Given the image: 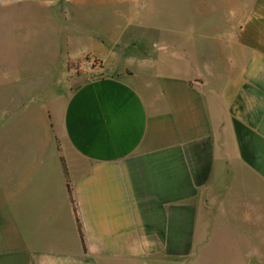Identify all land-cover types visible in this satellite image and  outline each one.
Returning <instances> with one entry per match:
<instances>
[{"label":"crops","instance_id":"crops-1","mask_svg":"<svg viewBox=\"0 0 264 264\" xmlns=\"http://www.w3.org/2000/svg\"><path fill=\"white\" fill-rule=\"evenodd\" d=\"M90 1L108 0H0L11 27L100 59L44 86L2 63L0 264H201L227 244L230 264H264V0L223 30L178 19L157 54Z\"/></svg>","mask_w":264,"mask_h":264},{"label":"rangeland","instance_id":"rangeland-1","mask_svg":"<svg viewBox=\"0 0 264 264\" xmlns=\"http://www.w3.org/2000/svg\"><path fill=\"white\" fill-rule=\"evenodd\" d=\"M251 2L252 0H181L179 3L177 0H108L90 1L86 4L114 8V11L107 12L106 15H110V18L114 19L115 26H107L104 32L108 35L113 33L110 36H113L117 42L126 44L129 49L132 47L142 53L155 52L157 54L167 46L162 44L164 40L171 41L174 48L176 47L177 34L175 31L168 32L170 29L168 27L177 23L178 19H180L183 28L191 30L197 27L202 31H208V26L213 29L215 23L218 30H223L232 23L240 22L244 11L242 4L247 7ZM177 4L180 5L179 12L176 11ZM195 6L198 8L192 12ZM236 9L238 10L236 11ZM50 16L56 20L64 21L68 19L69 13L67 9L59 8L55 15L51 11ZM78 18L83 19L84 17L79 16ZM10 25L11 22L2 18L0 13V70L2 63L9 62L11 65L23 62L26 85L32 86L38 83L44 86L46 83L54 81L60 85L62 78L69 79L70 75L88 72L100 64V59L94 54L85 53L81 50L82 46H80V51L71 52V44L67 42L62 41L57 44L40 40L41 37L48 35L46 29H41L39 32L33 28L23 30ZM49 30L52 31V34L56 31L61 32L60 36L64 39L65 29L62 25H57ZM34 36L37 37L36 41H33ZM180 36L183 37V34ZM106 37L108 36L106 35ZM203 37L196 35L193 40L198 43ZM51 51H57L55 58H42L45 55H51ZM17 52L26 53L25 59L7 61V57H12ZM38 56L39 58H37ZM171 61L173 64L179 62L176 57ZM27 94L34 95L36 93L28 92ZM203 255L205 259H202L201 264H230V261L237 258L238 253L232 251V248L227 244V247L214 249V251L208 248L203 252Z\"/></svg>","mask_w":264,"mask_h":264}]
</instances>
